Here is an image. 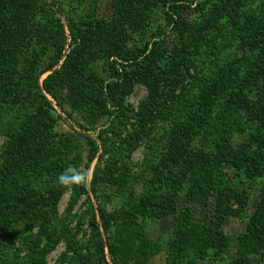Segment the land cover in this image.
Returning <instances> with one entry per match:
<instances>
[{"label": "rangeland", "instance_id": "rangeland-1", "mask_svg": "<svg viewBox=\"0 0 264 264\" xmlns=\"http://www.w3.org/2000/svg\"><path fill=\"white\" fill-rule=\"evenodd\" d=\"M182 4L168 26L159 0H0V264H264V237L246 236L264 163L243 206L231 200L227 245L209 259L200 228L215 225L219 187L193 144L220 138L233 161L253 139L264 0ZM145 46L109 120L98 96L113 53ZM70 165L87 183H57Z\"/></svg>", "mask_w": 264, "mask_h": 264}, {"label": "trees", "instance_id": "trees-1", "mask_svg": "<svg viewBox=\"0 0 264 264\" xmlns=\"http://www.w3.org/2000/svg\"><path fill=\"white\" fill-rule=\"evenodd\" d=\"M159 2L165 9V24L168 26H173L177 24L178 11L182 9L184 5L182 3H187L188 0H159ZM156 37H158L157 34H153V38ZM244 43L249 47H252L253 45L256 48L262 47L261 42H249L247 38H245ZM147 52L148 46L143 47L136 55H129L120 51H115L113 53V61L111 64L112 68L108 82L102 86L98 96V105L105 110L109 120H112L116 116L117 108L115 97L122 86V82L125 79H130V76L127 72V67L132 64H137L139 59L143 56L145 57ZM233 68H237V66H234ZM253 69L255 70V68ZM248 72L251 77L252 74H250V71H248L246 68H242L236 73L239 75L241 74L242 77ZM50 78L51 77L48 76L42 82L43 89L47 94L51 93L49 85ZM223 82L226 83V80ZM5 90L7 91V89L4 87V91ZM252 90L253 89L251 86L250 91L252 92ZM1 91L2 90L0 89V92ZM248 100L249 98L246 95V97L243 99V105H249ZM250 111H252V115L249 116V123L247 124V127H249L254 133V135L252 134L253 139L249 145H244L245 148L234 151L235 156L233 161H230L232 160V156L229 154V150L227 149L225 153L220 147V144L222 143L219 140L220 138L212 136V138H210L207 142H205L203 139L193 140L194 146L204 154L209 155L213 161L215 167L214 169L216 170L214 176L216 182L214 185L219 187L217 191L219 195L217 199L215 225L212 228H200V230H204L205 232V243H207L206 245L208 247L209 253L211 254L209 259L217 258V256L220 255L222 250L227 245L228 238L221 233L220 226L222 225L223 219L227 215V210L232 206L231 200L235 199L241 206H243V204L246 202L245 197L247 195V184L253 180L255 181L263 175L261 173L257 174V172L261 164L264 163V97L262 98L261 96H258V98L250 104ZM103 133L105 132H99V134ZM226 138L228 139L227 143L233 142V139L235 138L234 133L227 135ZM223 146H225V144H223ZM229 167L233 168L232 178H236L237 180L235 185L230 178V180L228 179L229 176L226 175L227 173H224V170L228 169ZM53 206H55V204ZM260 209L261 210L256 214V217L250 221V227H248V233L246 236H249L251 239L257 238L260 240V237H264L263 200ZM100 245L102 251V243H100ZM205 258L207 259V256H205Z\"/></svg>", "mask_w": 264, "mask_h": 264}, {"label": "clouds", "instance_id": "clouds-1", "mask_svg": "<svg viewBox=\"0 0 264 264\" xmlns=\"http://www.w3.org/2000/svg\"><path fill=\"white\" fill-rule=\"evenodd\" d=\"M87 181L88 173L71 165L65 168L64 171L57 177V183L68 189L74 185L85 184Z\"/></svg>", "mask_w": 264, "mask_h": 264}]
</instances>
